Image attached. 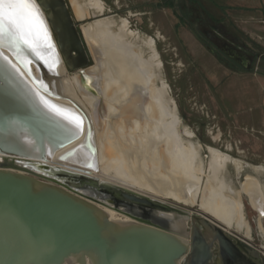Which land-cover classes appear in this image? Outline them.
<instances>
[{"label": "water", "instance_id": "1", "mask_svg": "<svg viewBox=\"0 0 264 264\" xmlns=\"http://www.w3.org/2000/svg\"><path fill=\"white\" fill-rule=\"evenodd\" d=\"M33 2L50 11L44 16L57 42L52 36L55 48L50 50L34 29L32 48L6 35L0 41V264L264 263V248L251 234L247 239L226 231L196 206L47 165L84 135L79 147L96 152L85 107L69 101L74 111L59 103L66 97L54 89L61 78L59 66L65 74L79 70L85 76L81 43L61 0ZM82 82L86 89L85 77ZM73 118L83 121L80 129ZM74 153L70 149L59 160ZM104 208L129 221L110 219ZM251 209L257 214V230L263 232L264 201L261 209ZM167 210L196 216L190 236L175 233L152 213Z\"/></svg>", "mask_w": 264, "mask_h": 264}, {"label": "bare ground", "instance_id": "2", "mask_svg": "<svg viewBox=\"0 0 264 264\" xmlns=\"http://www.w3.org/2000/svg\"><path fill=\"white\" fill-rule=\"evenodd\" d=\"M67 1L78 20L87 16L88 12L81 10L76 0ZM83 1L87 10L100 16L105 10L100 0ZM128 24L126 19L102 17L82 28L94 62V66L84 72L85 76L79 70L68 75L60 66L57 68L61 78L55 81L54 89L66 97L59 103L73 110L75 106L69 101L85 107L96 153L91 155L87 149L79 147L85 143L84 135L57 152L47 165L85 171L103 182L168 199L185 207L196 206L226 231L250 239L248 224L242 233L232 227L234 216L239 213L240 217V212H235L234 202L229 199L232 189L226 183L224 173L228 166H232L238 175L246 168L260 175L264 167H252L217 149L206 147L209 161L205 181L193 176L195 166L199 171L202 169V161L199 153L194 159L180 149L179 138L189 148L195 142L190 141L192 134L186 129L179 131L180 118L169 95L155 41L129 29ZM70 76L71 85L66 82ZM84 77L86 89L82 82ZM71 86L76 94H73ZM99 132L103 133V139L96 141ZM70 149L75 153L65 161L59 160ZM252 182L256 185L259 181L253 179ZM240 186L249 197L250 208L261 209L263 195L255 192L253 185L249 186L247 178ZM239 201L238 197L236 202ZM104 209L112 220L129 221L111 209ZM152 213L177 233L182 231L184 220L187 222L189 218L187 211L183 214L176 210Z\"/></svg>", "mask_w": 264, "mask_h": 264}, {"label": "rangeland", "instance_id": "3", "mask_svg": "<svg viewBox=\"0 0 264 264\" xmlns=\"http://www.w3.org/2000/svg\"><path fill=\"white\" fill-rule=\"evenodd\" d=\"M76 1L81 10H86L88 12L87 16L83 17L82 19L89 17L92 10H87L85 8L83 0ZM100 1H103L107 5V12H105V14H107L108 16L103 15L104 11L101 16L92 11L95 15L98 16L91 22L82 26V28L89 24H92L102 17H112L116 20L126 19L132 30L139 31L141 34L152 38L156 42V50L158 54H160L159 56L161 57L163 65V76L170 89L169 95L178 108V114L181 121L179 131L182 132L184 128H187V131L190 133L192 132L194 135L192 142H195L194 144L196 146L200 144L202 147V159L199 157L202 161V169L199 171L197 170L196 166H192L195 168L192 171L193 176L202 179L203 182L205 181L209 155L206 152V148L204 149V146L217 149L223 153L230 155L233 158L242 161L243 163L249 165L251 164L264 166L263 134L245 132L242 129L224 130L221 126L222 123L217 121V119H212L211 115H209L208 117L205 116V109H203L202 107L203 102L209 103L211 101L213 94L212 87L215 85V89H217L219 81L221 79L223 80V82L232 81L235 84V82L239 81L242 78L227 73L222 68L214 64V62H208V60L205 62L206 65L210 67V70L214 69V72L211 73V78L203 77L202 72L199 71V67L196 66L195 62L192 63L193 66L188 65L186 59L190 58L191 56L187 54V47L185 46L184 40L179 38V29L184 28L185 26L180 24L176 16H174V14H172L169 10L161 9L158 4H156L157 1ZM204 1V5L208 7L211 12H214L218 15H227L231 17L235 20L236 25L242 33L247 34L258 45L264 47V12H259L257 14L258 16L253 15L252 17H250L252 13L249 10L231 7L226 5L225 2H215L210 0ZM176 23L178 25V30L174 27V24ZM89 66V68H91L93 64L90 63ZM252 74V76L248 74L244 77H246V79L248 80H250V78L252 80L259 78L257 75L255 76L254 73ZM71 77L72 76H70V79L66 81L69 83V85H71ZM203 83L208 85L209 93H202ZM71 90L73 94H76L74 87L71 86ZM181 113H183V115ZM179 131L176 132L177 135ZM97 137L98 138L96 139V141L98 139H103V133L99 132L97 134ZM178 141L181 144V151L185 155L191 156L195 159L197 154L199 153L198 147L194 145L193 147L189 148L188 145H186L185 141L181 138H179ZM246 175L259 177L264 183V174L256 176V173H254L251 169L246 168L239 176V178H236L237 174L234 168L232 166L227 167V170L224 173V178L226 183L231 185L232 192L231 195H229V199H232V202H235L239 197V193L235 192L234 189H238L239 183L242 182ZM200 190L202 191V188H200ZM202 194H204L203 191ZM243 202L245 205V217L247 220H249L250 227L254 229V224L252 221H250L254 216V211L247 205V201L245 198H243ZM206 211L208 212L209 210L206 209ZM234 217L235 218L234 222L232 223V227L237 229L239 228L238 223L241 220V211L240 217L239 213H237ZM184 225L185 224H183V226ZM255 235L253 232L251 234V239L254 240L253 242L259 245V242L256 239Z\"/></svg>", "mask_w": 264, "mask_h": 264}, {"label": "flooded vegetation", "instance_id": "4", "mask_svg": "<svg viewBox=\"0 0 264 264\" xmlns=\"http://www.w3.org/2000/svg\"><path fill=\"white\" fill-rule=\"evenodd\" d=\"M61 1L65 6L67 15L71 20L77 39L81 43L82 50L87 60V65L85 68H83V70H87L90 67L89 66L90 63H92L94 66V62L92 59L91 51L87 45L88 41L85 39L83 35L82 26L94 20L98 15H95L91 11L89 17L82 20H78L74 15L72 9L70 8L68 1L67 0H61ZM155 1H157L156 4H158V6L161 9H167L172 14H174V16H176L180 24L184 25L193 35L195 40L205 50L208 51L211 60L218 67L222 68L224 71L234 76L235 75L239 76L242 73H249L255 71L259 76L264 77V47L258 45L247 34L242 33L241 30L236 25L234 19H232L227 15L222 16L220 14L218 15L215 14L214 12H211L208 9V7L204 5V0H196L197 4L195 5H193L192 2H190V0H155ZM101 2L105 6L103 15L108 16L107 14H105V12H107V8H106L107 5L103 1ZM171 3H173V7L170 6ZM43 12L46 15L50 11L47 10ZM129 29H131L130 26ZM133 31L141 34L139 31L136 30ZM52 36L55 42H57V34L53 30H52ZM155 48H156V42H155ZM162 70H163V65H162ZM71 73L73 72H68V74ZM242 173L243 171L239 175L237 174L236 178H239V176ZM245 178H247L249 186L253 185L254 187L252 186V188L255 190V192H258L260 196L263 195V199H264V186H262L260 182H257L256 185H254L253 184L254 182H252L253 179L259 181L258 178L251 175H246ZM243 182L244 180H242V182L240 183ZM240 183L238 189H234L233 187L232 188L234 189L235 192L239 193L240 201H243V198H245L247 201V205L249 206L248 204L249 197L244 192L241 191ZM106 197L108 199L114 200L113 196H111L110 194L106 195ZM113 202L117 204V207L120 206L117 201H113ZM131 210L133 211V209ZM244 211H245V205H244ZM254 216L257 217V214L255 212H254ZM254 226L256 228V223L254 224ZM255 230L256 232H258L257 228Z\"/></svg>", "mask_w": 264, "mask_h": 264}, {"label": "crops", "instance_id": "5", "mask_svg": "<svg viewBox=\"0 0 264 264\" xmlns=\"http://www.w3.org/2000/svg\"><path fill=\"white\" fill-rule=\"evenodd\" d=\"M210 1L225 2L226 5L228 6L249 10L252 13L250 17H252L253 15H257L259 12H264V0H210ZM177 26H178L177 23L174 24V27L178 30ZM179 32H180L179 38L184 40L185 46L187 47V54L191 56L190 58L186 59L188 65L193 66L192 63L195 62L196 66L199 67V71L202 72V76L205 78H211L212 77L211 73L214 72V69L210 70V67L207 66L205 63L207 60L208 62L212 61L208 51L205 50L195 40L193 35L186 27L179 29ZM252 73H254L255 76L257 75L259 78L253 80L250 78V80H248L246 79V77H244L245 75L248 74L252 76L253 75ZM237 77L242 78L240 80L243 81L239 80L235 82L236 85L232 81L223 82L222 79L219 81V85L217 89H215L216 88L215 85L214 86L212 85L213 94L211 101L209 103L203 102L202 104L203 109H205L204 110L205 116L208 117L209 115H211L212 119H217V121L222 123L221 126L224 130L242 129L245 132L264 135V77L259 76L255 71L249 73H242ZM202 86H203L202 93L203 94L205 92L209 93L208 85L203 83ZM177 113H178V108H177ZM181 114L183 115V113ZM184 129L188 130L187 128ZM193 138L194 135L192 133V138L190 139L191 142ZM196 147H198V151L201 158L202 147L200 144H198ZM206 147L207 146H204V149ZM251 166L261 167V168L264 167L263 165H258V166L251 165ZM263 174L264 171L262 175ZM257 178L261 183V185L264 186V183L261 181V179L259 177ZM164 205L166 207H170V205L167 203H164ZM234 205H235L234 206L235 212L236 210L237 212L241 211V220L238 223L239 228H237L236 230L237 232L242 233L245 230L246 224L250 226V222L245 217L244 202L239 201L238 203L235 201ZM187 212L189 214V218L187 222L186 219L184 220L183 224L185 225L183 226L182 231H180L178 234H185L188 237L191 235V223L193 222L195 223L196 220H193L195 216L193 213L189 211ZM255 219L256 216H253L250 221H252L255 224ZM255 229H256L255 226L254 229L250 227V232H251L250 234L254 232V235L256 234L255 237L259 242V246L264 248V227H263V232H259V231L256 232ZM215 259L216 257H214L213 262ZM248 259L254 261L249 256ZM256 263L264 264L263 262L259 263V261ZM219 264H221V262H219Z\"/></svg>", "mask_w": 264, "mask_h": 264}, {"label": "snow or ice", "instance_id": "6", "mask_svg": "<svg viewBox=\"0 0 264 264\" xmlns=\"http://www.w3.org/2000/svg\"><path fill=\"white\" fill-rule=\"evenodd\" d=\"M43 4L37 7L33 0H0V41L6 35L8 39L17 44L32 48L30 39L32 30L43 35L44 41L50 50H54L52 34L49 31V23L46 21ZM35 51V49L33 48ZM59 113V110H56ZM75 120L76 129H80L83 121ZM73 134H76L75 132Z\"/></svg>", "mask_w": 264, "mask_h": 264}, {"label": "trees", "instance_id": "7", "mask_svg": "<svg viewBox=\"0 0 264 264\" xmlns=\"http://www.w3.org/2000/svg\"><path fill=\"white\" fill-rule=\"evenodd\" d=\"M190 2H192L193 5L197 4L196 0H190ZM170 6L173 7V3H171Z\"/></svg>", "mask_w": 264, "mask_h": 264}]
</instances>
